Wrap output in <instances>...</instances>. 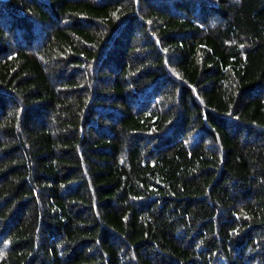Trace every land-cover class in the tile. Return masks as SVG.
<instances>
[{"label": "trees", "instance_id": "obj_1", "mask_svg": "<svg viewBox=\"0 0 264 264\" xmlns=\"http://www.w3.org/2000/svg\"><path fill=\"white\" fill-rule=\"evenodd\" d=\"M0 264H264V0H0Z\"/></svg>", "mask_w": 264, "mask_h": 264}]
</instances>
